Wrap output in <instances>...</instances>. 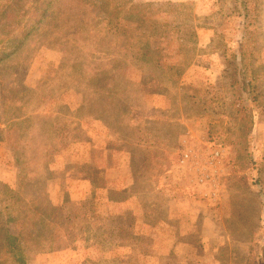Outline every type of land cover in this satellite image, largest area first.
<instances>
[{
	"label": "rangeland",
	"instance_id": "rangeland-1",
	"mask_svg": "<svg viewBox=\"0 0 264 264\" xmlns=\"http://www.w3.org/2000/svg\"><path fill=\"white\" fill-rule=\"evenodd\" d=\"M236 1L110 0L116 23L107 0H58L26 39L15 28L0 264H18L7 229L27 264H264V0ZM141 26L161 30L158 57Z\"/></svg>",
	"mask_w": 264,
	"mask_h": 264
},
{
	"label": "trees",
	"instance_id": "trees-1",
	"mask_svg": "<svg viewBox=\"0 0 264 264\" xmlns=\"http://www.w3.org/2000/svg\"><path fill=\"white\" fill-rule=\"evenodd\" d=\"M58 0H1L0 2V46L4 45L8 40L11 39V35L14 33L15 28L21 25H24L26 21L28 22L29 28L24 30L23 38H27L31 35V33L36 30L40 24H42L43 20L47 16L50 8L57 2ZM107 12L108 16L110 18L115 19V22L118 23L122 20V14H121V8L118 6L115 2H109L110 0H107ZM241 4H244V6L247 4L246 1L240 0L236 1ZM128 4H131V1H129ZM132 5V4H131ZM153 3H147L146 5H137L133 6L132 11L129 13V18H133L135 15L136 10L140 11L141 13L143 10H149ZM183 5V4H182ZM246 9V8H245ZM147 20L146 17L142 20L143 23H145ZM155 26V25H153ZM141 26L139 28L140 30H143ZM166 29L162 30L163 33H171L173 32L172 27L169 28V26H166ZM161 30L156 27L155 33H160ZM141 34H139V40L143 39L146 41V45L144 48L141 49V56L142 57H152L156 58L159 56V52L157 50H154L153 47H151L152 40L156 37L155 33H153L152 30L147 28L145 31H140ZM137 37H133V40H135ZM23 39V40H25ZM23 43V41L21 42ZM245 86V84H244ZM2 134V133H1ZM0 141H6V137H1ZM6 186V185H5ZM5 190L9 192L10 196L8 197V200L4 199L1 200V205L3 209L10 210L12 206L16 205L17 202L19 203V199L15 198L18 197V194L16 191L12 190L9 187H5ZM4 193L0 191V199H3ZM57 208V207H56ZM9 221L13 222V218H9ZM7 232L5 241H8V245L11 247V250L9 252L17 253V251H20L18 254H16L15 261L18 264H27L24 257L21 256L22 254V246L16 245V242L19 240V237L15 234H11L9 230H5ZM20 236V235H19Z\"/></svg>",
	"mask_w": 264,
	"mask_h": 264
},
{
	"label": "crops",
	"instance_id": "crops-1",
	"mask_svg": "<svg viewBox=\"0 0 264 264\" xmlns=\"http://www.w3.org/2000/svg\"><path fill=\"white\" fill-rule=\"evenodd\" d=\"M160 1H162V0H160ZM170 1H174V2H187V1H189V0H170ZM57 168H63V167H54L53 169H57ZM64 168H66V167H64ZM132 185V184H131ZM126 187H129V186H126ZM175 210V208H171V209H169L168 210V212L170 211V213L171 212H173ZM177 212V210H175V213ZM179 213H180V216L178 217V215H176V219H179V218H181V215H183V214H186L185 213V210H181V208H180V211H179ZM173 226V225H172ZM171 228V227H170ZM174 228V227H173ZM175 228H177V227H175ZM174 228V229H175ZM182 229H183V227H182ZM185 229V228H184ZM177 230V229H176ZM179 235L177 236V233L175 232L174 234H175V237L172 239V241L175 243V244H180V245H183L182 243H183V238L186 236V235H188V233L187 232H182L183 230H181V228H179ZM186 231V230H185ZM175 256H178V257H180V254H178V253H175ZM182 263L183 262H186V263H189V260H182L181 261Z\"/></svg>",
	"mask_w": 264,
	"mask_h": 264
},
{
	"label": "built area",
	"instance_id": "built-area-1",
	"mask_svg": "<svg viewBox=\"0 0 264 264\" xmlns=\"http://www.w3.org/2000/svg\"><path fill=\"white\" fill-rule=\"evenodd\" d=\"M218 156H220V152H216V157H218ZM189 158H190V155L189 154H185L183 156V158L181 159L182 166H180V167L183 168L185 166V164L189 162Z\"/></svg>",
	"mask_w": 264,
	"mask_h": 264
}]
</instances>
